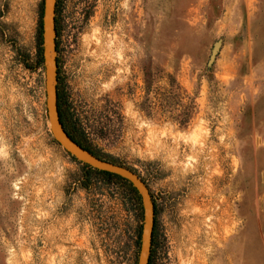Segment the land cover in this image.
Returning a JSON list of instances; mask_svg holds the SVG:
<instances>
[{
    "label": "rangeland",
    "instance_id": "rangeland-1",
    "mask_svg": "<svg viewBox=\"0 0 264 264\" xmlns=\"http://www.w3.org/2000/svg\"><path fill=\"white\" fill-rule=\"evenodd\" d=\"M43 8L0 0V264H138L139 194L51 133ZM56 17L62 110L150 189L151 264H264V0H59Z\"/></svg>",
    "mask_w": 264,
    "mask_h": 264
},
{
    "label": "water",
    "instance_id": "water-1",
    "mask_svg": "<svg viewBox=\"0 0 264 264\" xmlns=\"http://www.w3.org/2000/svg\"><path fill=\"white\" fill-rule=\"evenodd\" d=\"M58 0H44L42 17L43 64L45 69L46 107L50 130L55 141L77 161L96 170L108 172L127 180L137 191L143 207V225L138 264H149L152 254L153 233L155 229V204L146 183L133 171L101 160L73 140L60 120L58 106V47L56 28V9Z\"/></svg>",
    "mask_w": 264,
    "mask_h": 264
},
{
    "label": "trees",
    "instance_id": "trees-1",
    "mask_svg": "<svg viewBox=\"0 0 264 264\" xmlns=\"http://www.w3.org/2000/svg\"><path fill=\"white\" fill-rule=\"evenodd\" d=\"M58 2H59V0H58ZM57 12H58V3H57L56 14H57ZM57 25H58V24H57V17H56V28H57V32H58V26H57ZM37 65H38V67H42V66H43V57H42V52H41L40 49H38V52H37ZM149 77H150V76H148V81H149ZM150 81H152V80L150 79ZM58 106H59L60 120H61V122H62V124H63V126H64V129H65L66 132L69 134V136H70L73 140H75L80 146H82L84 149L90 151L92 154H94L95 156H97V157L100 158L101 160H105V161H107L105 158H103V157L97 155V154L94 153L92 150H90L89 147H88V146H87V145H86V144H85V143H84V142H83L78 136H76V135L72 132V130H71L70 126H69V122H68V120H67V118H66V116H65V114H64V112H63V110H62L61 101H60V94H59V87H58ZM55 143H56L57 145H59L56 141H55ZM68 155L72 158V160L77 161L73 156H71L70 154H68ZM77 162H79V161H77ZM79 163L82 164L83 167H84L87 171H89L90 173H94V174H96V175L103 176V177L108 178V179H110V180H117V181H121V182H124V183L128 184L130 187H132L133 191H134L136 194H138L137 191H136V190L133 188V186L131 185V183H129L127 180H124L123 178H121V177H119V176H117V175L110 174V173H108V172H103V171L96 170V169H94V168H92V167H90V166H88V165H85V164H83V163H81V162H79ZM111 163H112V162H111ZM154 232H155V229H154ZM153 246H154V233H153L152 253H153ZM151 260H152V254H151V257H150V262H149V264H151Z\"/></svg>",
    "mask_w": 264,
    "mask_h": 264
}]
</instances>
